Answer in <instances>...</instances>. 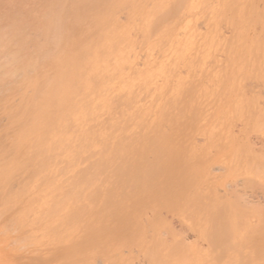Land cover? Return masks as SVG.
Segmentation results:
<instances>
[{
  "label": "bare ground",
  "instance_id": "1",
  "mask_svg": "<svg viewBox=\"0 0 264 264\" xmlns=\"http://www.w3.org/2000/svg\"><path fill=\"white\" fill-rule=\"evenodd\" d=\"M87 1L18 0L17 9H84ZM184 15H198L201 29L183 71L116 88L102 106L96 159L66 213L76 234L115 223L96 264H110L113 247L121 264H180L185 253L217 264L248 245L264 248V179L251 170L264 157V132L250 126L264 109V0H212L177 18ZM139 65L130 82L142 76ZM207 117L210 135L199 124Z\"/></svg>",
  "mask_w": 264,
  "mask_h": 264
},
{
  "label": "rangeland",
  "instance_id": "2",
  "mask_svg": "<svg viewBox=\"0 0 264 264\" xmlns=\"http://www.w3.org/2000/svg\"><path fill=\"white\" fill-rule=\"evenodd\" d=\"M6 1L0 0V264H96L99 249L116 237L115 223L103 228L96 221L76 234L66 213L96 159L90 154L100 147L102 106L113 102L116 88L141 78L154 86L182 72L201 28L198 15L177 17L212 0H88L84 9H17L18 0ZM133 62L144 65L130 82ZM256 113L250 126L263 133L264 109ZM208 119L199 124L210 135ZM262 158L251 170L264 179ZM249 233L250 227L240 235ZM108 253L110 264L125 259L120 249ZM183 256L180 264H213L203 253ZM217 264H264V248L248 245Z\"/></svg>",
  "mask_w": 264,
  "mask_h": 264
}]
</instances>
